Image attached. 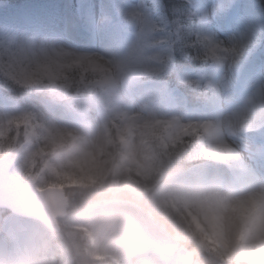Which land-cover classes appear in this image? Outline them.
Listing matches in <instances>:
<instances>
[{
	"label": "rangeland",
	"instance_id": "obj_1",
	"mask_svg": "<svg viewBox=\"0 0 264 264\" xmlns=\"http://www.w3.org/2000/svg\"><path fill=\"white\" fill-rule=\"evenodd\" d=\"M57 4L58 0H26L20 6L0 1V76L29 93L9 99L0 86V157L13 147L19 148V157L28 155L22 165H14L11 177L24 182L39 164L59 177L50 187L100 185L107 174L120 177L134 169L148 183L155 182L145 187L154 198H172L175 192L162 183L169 174L162 170L165 162L171 169L183 157L186 162L207 161L189 170L180 167L177 179L198 182L219 206L236 214L245 226L237 238L240 250L264 247V158L259 151L252 155L240 135L253 130L246 99L221 111L214 90L208 91L211 86H190L197 93L191 104L179 86L181 90L173 88V83L184 82L171 70L144 71L27 23L30 17L55 11ZM73 75L83 81V88L72 83L74 90H70L65 84ZM181 87L186 93V85ZM54 98L67 99V103H56ZM112 119L119 121L116 129L108 125ZM201 119L210 124L207 142L197 133L198 139L186 150L183 144L190 142L196 129L202 130ZM167 125L171 134L165 130ZM222 129L228 131L227 138ZM235 165L240 168L238 176L231 171ZM6 214L10 217L5 219V233L0 231V264H18L26 253L37 256L50 250L47 235L37 239L31 228L20 226L21 218L10 211ZM249 220L256 224L253 233L246 228ZM75 226L91 236L90 244L77 247L90 264H106L101 260L112 256L118 258L117 264H126L88 224L69 223L65 228ZM213 246L222 256L237 254L223 233L213 240ZM56 251L65 264L71 263L64 244Z\"/></svg>",
	"mask_w": 264,
	"mask_h": 264
},
{
	"label": "snow or ice",
	"instance_id": "obj_2",
	"mask_svg": "<svg viewBox=\"0 0 264 264\" xmlns=\"http://www.w3.org/2000/svg\"><path fill=\"white\" fill-rule=\"evenodd\" d=\"M27 23L144 71L171 70L186 86H211L218 110L246 99L253 130L240 135L264 158V0H58Z\"/></svg>",
	"mask_w": 264,
	"mask_h": 264
},
{
	"label": "clouds",
	"instance_id": "obj_3",
	"mask_svg": "<svg viewBox=\"0 0 264 264\" xmlns=\"http://www.w3.org/2000/svg\"><path fill=\"white\" fill-rule=\"evenodd\" d=\"M225 138L228 131L222 129ZM28 155L22 154L16 165H22ZM174 165L162 183L175 192L172 198H154V193L139 189L112 188L87 200H75L50 187L59 177L46 168L36 166L24 182L27 206L31 210L20 226L33 230L35 237L50 238V250L33 256L26 253L18 264H65L56 251L63 231L69 223H86L100 240L111 243L114 252L123 256L126 264H264V247L242 251L238 234L245 227L229 208L217 204L196 181L181 182ZM253 233L254 220L247 223ZM223 233L236 256L224 260L213 246V240ZM81 236L83 243L89 241ZM71 264H90L73 255Z\"/></svg>",
	"mask_w": 264,
	"mask_h": 264
},
{
	"label": "trees",
	"instance_id": "obj_4",
	"mask_svg": "<svg viewBox=\"0 0 264 264\" xmlns=\"http://www.w3.org/2000/svg\"><path fill=\"white\" fill-rule=\"evenodd\" d=\"M0 1H5V0H0ZM6 1H9L10 5H19V6L21 4H23L24 2H26V0H6ZM0 83H4V85L0 84V86L3 87L4 91L9 95V98H13V97L17 98L18 97L20 99V98H23L25 95L29 94V93H27L28 90L21 91L20 85L12 82L11 80L7 79L6 77L1 78V76H0ZM72 83H77L79 89L81 87L83 88V86H81V85H83V81H81V79L77 76L73 75L71 81H69V80L67 81V79L65 81V84L69 85L70 90H74V88L72 87ZM31 90H32V88H31ZM75 95H77V94H75ZM54 100H57V101H65L66 100L67 101V99H64V98H57V99L54 98ZM112 128L113 127H111V129ZM183 145L185 146V148L187 150V149H189L190 145H192V142L190 141V142H187ZM161 146H162V144H161ZM191 163H193V162H191ZM191 163L190 162L187 163L183 157L180 165H181V168H186ZM162 170L169 172L170 164H168V161L165 162ZM154 183L155 182L148 183L147 180H145L144 176L130 171L126 174L121 175L120 177L119 176L114 177L113 173L107 174L100 185H93V184H86L83 186L70 185V186L65 187V189H66L68 196L71 197L72 199L87 200V199H90V198L94 197L95 195L99 194L101 191H107V190H110L112 188L130 189V190L139 189L145 193H152L151 191H147L145 189V187L147 186V184H154ZM4 213H5L4 211H0V214L3 215ZM77 233L82 234L83 238H86V239L89 238L86 235L84 228L73 227L71 229L70 227H67V228H64L61 243L64 244L68 248L69 253L71 255V258L73 257V255H76L77 257L83 256L85 258L84 255H81L79 253V251L77 250V247L80 248L81 244H84L86 247V244L83 243L81 236H78ZM233 258L234 257L223 256V259L226 261L231 260ZM101 261L103 263L109 264V263L105 262L104 260H101ZM205 264H209L207 259H205Z\"/></svg>",
	"mask_w": 264,
	"mask_h": 264
},
{
	"label": "water",
	"instance_id": "obj_5",
	"mask_svg": "<svg viewBox=\"0 0 264 264\" xmlns=\"http://www.w3.org/2000/svg\"><path fill=\"white\" fill-rule=\"evenodd\" d=\"M18 157V148L15 147L0 158V208L12 211L25 217L30 213L27 206L28 196L24 182H19L10 176V170ZM65 192L62 188L51 187Z\"/></svg>",
	"mask_w": 264,
	"mask_h": 264
}]
</instances>
